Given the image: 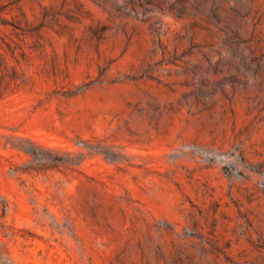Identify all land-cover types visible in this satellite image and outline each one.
<instances>
[{
	"label": "rangeland",
	"instance_id": "obj_1",
	"mask_svg": "<svg viewBox=\"0 0 264 264\" xmlns=\"http://www.w3.org/2000/svg\"><path fill=\"white\" fill-rule=\"evenodd\" d=\"M9 264H264V0H0Z\"/></svg>",
	"mask_w": 264,
	"mask_h": 264
},
{
	"label": "trees",
	"instance_id": "obj_2",
	"mask_svg": "<svg viewBox=\"0 0 264 264\" xmlns=\"http://www.w3.org/2000/svg\"><path fill=\"white\" fill-rule=\"evenodd\" d=\"M10 260L7 242L0 240V264H9Z\"/></svg>",
	"mask_w": 264,
	"mask_h": 264
}]
</instances>
